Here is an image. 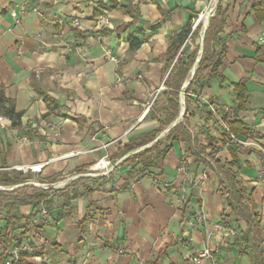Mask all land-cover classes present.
Returning <instances> with one entry per match:
<instances>
[{"label": "crops", "instance_id": "1", "mask_svg": "<svg viewBox=\"0 0 264 264\" xmlns=\"http://www.w3.org/2000/svg\"><path fill=\"white\" fill-rule=\"evenodd\" d=\"M207 4L0 0V87L21 115L20 127L7 121L8 129L0 130L7 163L0 171L43 165L30 176L20 171L27 179L23 186L67 182L55 189L52 222L40 230L35 248L23 255L25 264H195L189 258L202 249L211 257L199 264H249L248 254L234 246L242 245L247 225L227 207L213 162L195 163L182 143L174 144L157 167L143 168L131 160L183 121L184 91L197 70L205 35L204 26L194 23ZM263 5L264 0L217 1L210 20L219 25L218 7L224 24L214 50L225 46L218 71L222 81L192 94L185 117L193 136L206 129L214 139L213 146L221 149L217 160L229 163L230 151L235 152L237 164L231 170L251 193L264 239V154L228 144L220 124L212 115L205 122L207 108L195 103L228 107L229 123L242 121L252 131L247 137L264 149V19L254 14ZM188 26L191 31L176 59L186 64L199 51L182 85L179 115L152 143L125 152L129 143L157 127V119L163 121L165 82L176 63L168 64V50ZM238 84L246 90L242 108L234 91ZM184 157L185 174L179 172ZM101 159L111 167L93 175L90 169ZM85 185L101 190L72 201V214L56 222L57 211L65 206L57 196L82 194ZM182 192L185 201L179 207ZM25 209L19 214L29 215L30 207ZM201 215L203 222L195 221Z\"/></svg>", "mask_w": 264, "mask_h": 264}, {"label": "trees", "instance_id": "2", "mask_svg": "<svg viewBox=\"0 0 264 264\" xmlns=\"http://www.w3.org/2000/svg\"><path fill=\"white\" fill-rule=\"evenodd\" d=\"M218 21L210 20L209 26L205 31L203 40V52L200 61L197 66V70L194 74L192 81L186 87L184 91L185 101V114L183 121L174 126L168 134L158 143L154 144L150 149L137 154L131 158L132 161H137V165L141 164L143 168L157 167L160 158H165L167 154L173 149L174 144L182 143L188 155L195 159V163L205 166L209 162H213L216 166V172L219 178V182L224 187V193L226 197L227 207L231 210V214L237 221H243L247 225V230L242 235V245L238 246L235 243V247H239L242 251L248 254L249 264H264V239L262 231L255 214V205L251 198V193L244 187L239 180L238 176L231 170L237 164V157L234 151H230L231 161L229 163H222L217 160V156L221 149H216L214 139L208 135L206 129H201L194 136L189 132L186 114L192 103L191 95H197L207 88L214 81H222L219 68L221 67V59L225 52V46H220L217 51L214 47L219 44V34L221 33V27L224 24V19L220 17L223 14L217 7ZM255 17L259 20L264 19V5L260 8L254 9ZM191 31V26H188L184 31L171 43L168 50L169 65L176 59L181 46L187 39ZM196 33V31H195ZM193 33L194 35H196ZM193 37V35H192ZM132 44V43H131ZM134 45V44H133ZM199 48H197L189 57L186 64H182L176 59V65L170 72V78L165 82L167 91L163 93L166 105L163 112V121L157 119L158 125L151 132L136 138L132 143H129L124 148L125 152H132L142 146L152 143L156 137L161 133V129L164 126L172 124L179 115L180 112V92L182 85L189 75V72L198 57ZM207 72V70H209ZM207 72V73H206ZM234 91L237 95V102L239 108H242L246 90L243 85H235ZM198 99V98H197ZM200 100H196L195 103L198 107L205 110L206 105H202ZM0 116L4 117L10 122L11 127H20L21 115L16 113L11 103L5 99L3 89L0 87ZM211 119V114L205 115V122ZM229 133L236 136L238 139H245L252 133L251 129L248 128L242 121H236L228 123ZM27 134V132L25 133ZM228 139V134L224 133ZM230 145H236L235 143L227 140ZM238 146V145H236ZM161 147H163L161 149ZM156 153V158L153 159V154ZM0 168H6L5 154L0 151ZM228 165V167H226ZM23 173L20 171L16 172H5L0 171V187L8 188L12 190H0V244L5 245L7 243H19L24 240L27 231L30 227V221L32 215L41 208L45 207L48 211L52 207L53 199L56 197L57 192L55 189H40L35 187L23 186L27 183V179L23 178ZM90 180H84L87 183ZM83 182V180H82ZM52 183H55L52 182ZM18 187V188H14ZM14 188V189H13ZM86 191L82 194H72L57 197H62L65 201L63 210H58L57 215L54 218L56 222L62 221L69 217L73 208L71 202L77 198L87 195L95 190L100 191L101 189L96 186L85 185ZM59 193V192H58ZM24 207H30V213L27 216L20 215V209ZM50 213V212H49ZM52 216V215H51ZM24 256L20 258L16 264H25ZM4 260V257H0V263Z\"/></svg>", "mask_w": 264, "mask_h": 264}, {"label": "built area", "instance_id": "3", "mask_svg": "<svg viewBox=\"0 0 264 264\" xmlns=\"http://www.w3.org/2000/svg\"><path fill=\"white\" fill-rule=\"evenodd\" d=\"M138 3H151L154 2L155 0H136ZM208 2L206 8L204 11H202L195 23L194 27H196L199 23H201L202 26L204 25V21L207 19V24L208 21L214 16L215 9L217 6V1L218 0H205ZM101 22L103 23L104 26H108L109 22L107 19H104V17H101ZM112 61L116 62V60L111 57L110 58ZM204 105H206L208 112L212 115V117L215 119L217 123L220 124L222 127L223 133L228 134V139L230 142L235 143L236 145L240 147H245V148H257L262 153L264 154V149L255 141L251 140L250 138H245V139H238L236 136L232 135L229 133L228 129V123H229V108L225 106H219L213 103H209L208 101H204ZM7 119L4 117L0 116V130H5L8 129L9 124L7 123ZM32 126H35V124H32ZM229 144V142L227 141ZM99 166V167H98ZM98 167V169H95ZM111 167L109 161H104V159H101L98 161L95 166L90 169V172H99L101 171L103 173H106V170H108ZM16 170L22 171L24 173L30 172L32 174H37L40 173L41 169L43 168V165L39 166H20V167H15ZM179 172L185 174L188 172V162L186 158H182L179 166ZM205 178V176H204ZM32 186L35 188H43V189H56L54 186H47V185H40L37 183H30ZM0 189H3L0 187ZM183 192L178 197V206L181 207L184 203V197H183ZM195 221L197 222H203V216H198ZM52 222V216L49 213V211L41 206V208L38 210V212L34 213L32 215V220L30 221V227L29 230L27 231L26 237L24 240L20 241L19 243H7V244H0V257H4V260L0 264H16L22 257V255L29 253L35 248V241L41 239V233L40 230L43 227H47L50 223ZM194 227V224L192 225ZM230 231V229H229ZM231 234H234L233 231H230ZM118 254H122V251L118 250ZM211 257V252L208 249H202L201 251H198L195 255L191 256L189 258V261L195 264H199L200 261L204 258H210Z\"/></svg>", "mask_w": 264, "mask_h": 264}, {"label": "rangeland", "instance_id": "4", "mask_svg": "<svg viewBox=\"0 0 264 264\" xmlns=\"http://www.w3.org/2000/svg\"><path fill=\"white\" fill-rule=\"evenodd\" d=\"M30 172H27V173H25V175H27V176H30V174H29ZM93 175H95V174H101L102 172L101 171H99V172H91ZM60 182V183H59ZM65 183H67V182H65V180L64 179H62V180H58L56 183H54V184H52V185H49V187L50 186H54L56 189H62L63 188V186H65V185H63V184H65ZM29 187H34V186H32L31 184H29L28 185ZM7 190H10V189H7ZM23 211H26V209H25V207L23 208ZM21 212V211H20ZM1 226H2V224H1V221H0V228H1Z\"/></svg>", "mask_w": 264, "mask_h": 264}, {"label": "water", "instance_id": "5", "mask_svg": "<svg viewBox=\"0 0 264 264\" xmlns=\"http://www.w3.org/2000/svg\"><path fill=\"white\" fill-rule=\"evenodd\" d=\"M205 30H206V27H204L203 34L205 33ZM203 39H204V36H202V39H201V45H200L199 55L202 54V50H203ZM198 61H199V60H198ZM198 61H197V62H198ZM194 72H195V69L193 70L192 74H194ZM16 188H18V187H16Z\"/></svg>", "mask_w": 264, "mask_h": 264}, {"label": "bare ground", "instance_id": "6", "mask_svg": "<svg viewBox=\"0 0 264 264\" xmlns=\"http://www.w3.org/2000/svg\"><path fill=\"white\" fill-rule=\"evenodd\" d=\"M204 25H207V19L204 21ZM99 167V166H98ZM98 167H96L95 169H98ZM60 183V182H59Z\"/></svg>", "mask_w": 264, "mask_h": 264}]
</instances>
